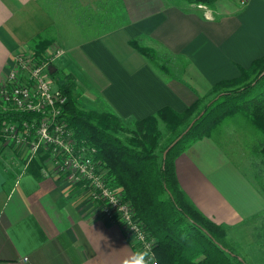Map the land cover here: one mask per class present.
Instances as JSON below:
<instances>
[{
    "label": "crops",
    "instance_id": "1",
    "mask_svg": "<svg viewBox=\"0 0 264 264\" xmlns=\"http://www.w3.org/2000/svg\"><path fill=\"white\" fill-rule=\"evenodd\" d=\"M134 39L173 54L177 70L154 67ZM39 40L49 42L45 50H65L56 70L73 76L81 104L132 122L164 107L184 112L263 57L264 0H0V83L14 54ZM174 163L189 200L226 228L227 240L254 219L264 225L258 181L214 135L191 143ZM74 189L0 160V264H123L134 257L121 227Z\"/></svg>",
    "mask_w": 264,
    "mask_h": 264
},
{
    "label": "trees",
    "instance_id": "2",
    "mask_svg": "<svg viewBox=\"0 0 264 264\" xmlns=\"http://www.w3.org/2000/svg\"><path fill=\"white\" fill-rule=\"evenodd\" d=\"M176 1L212 6L218 0ZM48 44L39 40L34 51L42 54ZM131 44L154 67L163 73L170 71L168 65L173 54L160 53L142 45L138 39L131 40ZM58 86L68 97L62 110L65 120L78 140L84 139L96 147L97 160L109 169L112 183L123 190L136 216L155 239L153 250L158 264H248L229 244L226 228L205 216L189 200L177 179L174 159L191 143L213 136L228 119L237 115L264 132V56L253 60L248 68H241L238 77L217 82L213 86L215 93L208 101L202 103L198 99L184 112L164 107L132 122L115 112L80 107L70 74ZM5 114L13 120L28 117L18 112ZM161 121L171 130L165 144H160ZM176 146L179 148L171 153ZM255 149L263 158L254 178L264 194L260 175L264 174L263 139ZM43 160L33 159L27 167L39 178L43 175Z\"/></svg>",
    "mask_w": 264,
    "mask_h": 264
},
{
    "label": "built area",
    "instance_id": "3",
    "mask_svg": "<svg viewBox=\"0 0 264 264\" xmlns=\"http://www.w3.org/2000/svg\"><path fill=\"white\" fill-rule=\"evenodd\" d=\"M64 53L62 47L54 46L42 54L27 48L14 54L13 64L0 83V160L27 170L33 159L44 158V176L69 187L76 185L85 201L100 202L104 218L118 222L137 252L148 250L150 264H158L153 250L155 239L122 189L112 183L109 169L97 160L96 147L78 140L62 114L68 97L56 85L49 67ZM14 112L28 117H5V113ZM5 150H11L15 157L7 158Z\"/></svg>",
    "mask_w": 264,
    "mask_h": 264
},
{
    "label": "rangeland",
    "instance_id": "4",
    "mask_svg": "<svg viewBox=\"0 0 264 264\" xmlns=\"http://www.w3.org/2000/svg\"><path fill=\"white\" fill-rule=\"evenodd\" d=\"M226 1L238 3V0ZM56 46L62 47L61 45ZM57 63L58 58L52 61V64L54 66H56ZM168 66L170 70L172 69L174 72L177 70V67L175 68L173 65H171V63ZM62 71L64 70L61 68L56 72L54 76H52L54 80H56L57 86L59 85V82L63 80L64 75ZM58 79L60 80L59 82ZM75 92L78 99L79 91L77 88ZM214 93L215 91L211 89L204 98H201V102L204 103L208 101L214 95ZM78 103L80 107L89 109L79 101ZM159 128L162 132L160 144H165L169 136H171V130L167 128L162 121L160 122ZM121 135L125 138L124 134ZM214 136L218 139L219 143L223 145L224 150L229 154V156L243 168L245 173L255 179L254 175L257 174L258 165L263 158L262 153L256 150L255 147L260 141H262V139L264 140V132L258 127H255L249 121L245 120L242 115H237L233 118L228 119L223 124V126L214 134ZM179 146H176L171 153L177 150ZM260 175L262 176V180H264V174L260 173ZM73 187L76 191V185H74ZM80 195H82L80 192L79 194L77 193V196H79L80 199L84 200V197H81ZM88 202H93L95 205H97L100 215L104 218L101 211V203L94 201ZM106 220L108 219L106 218ZM110 221L118 224L123 230L122 226L118 222L114 220ZM245 227H243L244 229L240 233H237L238 231H234L235 233L232 235L228 233L229 244L233 246L235 252L239 253L242 257L245 258L248 264H264V225L261 226V221L254 219Z\"/></svg>",
    "mask_w": 264,
    "mask_h": 264
},
{
    "label": "clouds",
    "instance_id": "5",
    "mask_svg": "<svg viewBox=\"0 0 264 264\" xmlns=\"http://www.w3.org/2000/svg\"><path fill=\"white\" fill-rule=\"evenodd\" d=\"M123 264H150L149 251L145 250L142 252H137L131 259L126 258Z\"/></svg>",
    "mask_w": 264,
    "mask_h": 264
},
{
    "label": "water",
    "instance_id": "6",
    "mask_svg": "<svg viewBox=\"0 0 264 264\" xmlns=\"http://www.w3.org/2000/svg\"><path fill=\"white\" fill-rule=\"evenodd\" d=\"M49 69H50V73L52 74V73H54L55 71H56V66H54L53 64H51L50 65V67H49ZM181 137H179L178 139H180ZM178 139L177 140H175L172 144H171V146L170 147H172L177 141H178ZM166 154V153H165Z\"/></svg>",
    "mask_w": 264,
    "mask_h": 264
}]
</instances>
